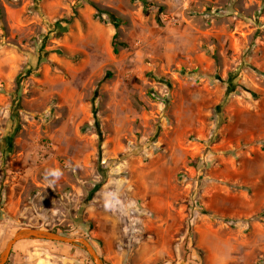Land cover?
<instances>
[{
	"label": "rangeland",
	"instance_id": "rangeland-1",
	"mask_svg": "<svg viewBox=\"0 0 264 264\" xmlns=\"http://www.w3.org/2000/svg\"><path fill=\"white\" fill-rule=\"evenodd\" d=\"M148 1L0 0V255L264 264V0Z\"/></svg>",
	"mask_w": 264,
	"mask_h": 264
},
{
	"label": "water",
	"instance_id": "water-1",
	"mask_svg": "<svg viewBox=\"0 0 264 264\" xmlns=\"http://www.w3.org/2000/svg\"><path fill=\"white\" fill-rule=\"evenodd\" d=\"M24 239L51 240L80 245L91 255L95 264H106L105 260L99 255L95 246L87 238L65 235L48 228L34 226L22 227L14 233V235L7 242L6 247L0 255V264H6L15 244ZM173 264L193 263L182 261L180 263Z\"/></svg>",
	"mask_w": 264,
	"mask_h": 264
},
{
	"label": "trees",
	"instance_id": "trees-1",
	"mask_svg": "<svg viewBox=\"0 0 264 264\" xmlns=\"http://www.w3.org/2000/svg\"><path fill=\"white\" fill-rule=\"evenodd\" d=\"M143 4H144V8H145V11L149 10L152 6H154L155 4L149 2L148 0H143ZM113 19V23H114V26L115 28L117 29V31L115 32L114 36H113V39L116 40L119 36V32H118V28L120 26V20H118L117 18H112ZM113 46H114V51L117 53L119 48L117 46V43L116 41H113ZM50 229V228H48ZM51 230H54V231H57L56 229H51ZM57 232H60L62 234H65L67 235L64 231H57Z\"/></svg>",
	"mask_w": 264,
	"mask_h": 264
},
{
	"label": "crops",
	"instance_id": "crops-1",
	"mask_svg": "<svg viewBox=\"0 0 264 264\" xmlns=\"http://www.w3.org/2000/svg\"><path fill=\"white\" fill-rule=\"evenodd\" d=\"M11 255V254H10ZM10 258V257H9ZM9 260V259H8ZM7 263V262H6Z\"/></svg>",
	"mask_w": 264,
	"mask_h": 264
}]
</instances>
